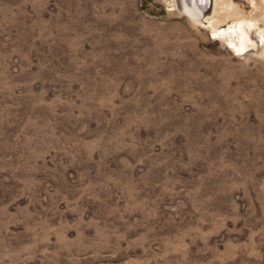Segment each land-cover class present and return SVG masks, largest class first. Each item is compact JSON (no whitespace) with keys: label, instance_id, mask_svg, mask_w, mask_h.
I'll return each mask as SVG.
<instances>
[{"label":"rangeland","instance_id":"rangeland-1","mask_svg":"<svg viewBox=\"0 0 264 264\" xmlns=\"http://www.w3.org/2000/svg\"><path fill=\"white\" fill-rule=\"evenodd\" d=\"M181 6L0 0V264H264V0Z\"/></svg>","mask_w":264,"mask_h":264},{"label":"bare ground","instance_id":"bare-ground-1","mask_svg":"<svg viewBox=\"0 0 264 264\" xmlns=\"http://www.w3.org/2000/svg\"><path fill=\"white\" fill-rule=\"evenodd\" d=\"M181 1H183L184 7L181 6L180 11L186 14L194 23L201 22L199 15L201 14L200 12H202L201 9L203 8V6H199L200 0H181ZM195 4L196 5L198 4L197 7H200L199 11L195 9ZM206 19L208 18H205V20ZM246 26L247 25L245 24V22H237L228 28L218 31L219 32L218 34L221 37H227L232 34L235 35V41L231 43L232 49L234 53L241 56L242 55L244 56L248 51L254 48H259V47L262 48V46L264 45L262 38L256 35L253 36V38H251V35L248 33V31H246Z\"/></svg>","mask_w":264,"mask_h":264},{"label":"water","instance_id":"water-1","mask_svg":"<svg viewBox=\"0 0 264 264\" xmlns=\"http://www.w3.org/2000/svg\"><path fill=\"white\" fill-rule=\"evenodd\" d=\"M199 3V6H203V8L201 9L202 12H200L201 14L199 15L201 22H203L205 18H208V16H210L212 12L213 0H200ZM197 6L198 4H195V9L199 11L200 7Z\"/></svg>","mask_w":264,"mask_h":264}]
</instances>
